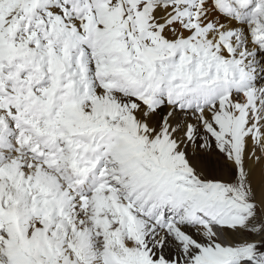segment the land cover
Instances as JSON below:
<instances>
[{
  "label": "snow or ice",
  "instance_id": "obj_1",
  "mask_svg": "<svg viewBox=\"0 0 264 264\" xmlns=\"http://www.w3.org/2000/svg\"><path fill=\"white\" fill-rule=\"evenodd\" d=\"M0 264H264V0H0Z\"/></svg>",
  "mask_w": 264,
  "mask_h": 264
}]
</instances>
